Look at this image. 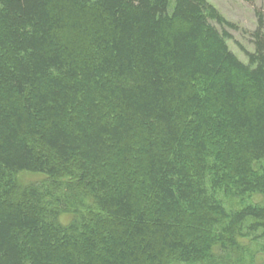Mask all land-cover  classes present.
Segmentation results:
<instances>
[{
    "label": "trees",
    "instance_id": "obj_1",
    "mask_svg": "<svg viewBox=\"0 0 264 264\" xmlns=\"http://www.w3.org/2000/svg\"><path fill=\"white\" fill-rule=\"evenodd\" d=\"M237 28L208 0H0V264L264 261V17L247 62Z\"/></svg>",
    "mask_w": 264,
    "mask_h": 264
},
{
    "label": "rangeland",
    "instance_id": "obj_2",
    "mask_svg": "<svg viewBox=\"0 0 264 264\" xmlns=\"http://www.w3.org/2000/svg\"><path fill=\"white\" fill-rule=\"evenodd\" d=\"M213 4L221 14L231 23L235 24L237 29L228 30L231 38L228 40V45L231 51L243 62H247L246 52H253L254 46L250 40L249 33L257 28L258 14L264 17V0H256L254 4H249L243 0H208ZM18 184L22 187L25 185H37L44 183L46 178L35 174H19L15 177ZM253 201V198L248 199V203ZM243 202V203H247ZM230 207H238L242 205L237 199L229 201ZM251 253L257 251L258 256L263 255L258 251V247H251ZM257 256V257H258ZM264 261H258V264H263Z\"/></svg>",
    "mask_w": 264,
    "mask_h": 264
}]
</instances>
